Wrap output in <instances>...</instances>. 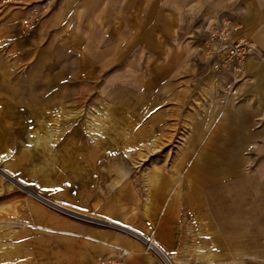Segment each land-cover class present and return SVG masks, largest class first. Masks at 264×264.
<instances>
[{
	"label": "crops",
	"instance_id": "0c3cea01",
	"mask_svg": "<svg viewBox=\"0 0 264 264\" xmlns=\"http://www.w3.org/2000/svg\"><path fill=\"white\" fill-rule=\"evenodd\" d=\"M57 1L56 16L68 17L75 37L77 79L102 78L117 59L118 79L148 81L140 90L155 98L173 89L177 73L196 86L188 88L189 131L169 165L150 169L145 180L126 179L124 153L96 149L105 141H94L83 154L91 160L86 174L98 178L83 214L38 193L88 219L81 233L106 264H122L124 250L127 264H168L149 241L171 264H264V0ZM220 21L259 51L247 59L235 99L225 94L227 74L208 66L215 54L209 29Z\"/></svg>",
	"mask_w": 264,
	"mask_h": 264
},
{
	"label": "rangeland",
	"instance_id": "374dc122",
	"mask_svg": "<svg viewBox=\"0 0 264 264\" xmlns=\"http://www.w3.org/2000/svg\"><path fill=\"white\" fill-rule=\"evenodd\" d=\"M58 3L0 0V169L29 189L0 172V264H106L95 259L81 233L88 219L60 204L83 214L87 194L94 202L98 177L86 174L91 160L83 153L94 141H105L96 149L124 153L126 179L145 180L150 169L172 162L192 118L188 88L196 83L189 85L182 73L173 79L172 92L156 98L140 90L148 81L119 80L117 59L105 66L102 78L77 79L75 37L68 17L61 22L56 16ZM244 73L245 68L234 87ZM102 87L111 89L109 96L94 94ZM35 134L45 144H32ZM127 253L119 255L122 264Z\"/></svg>",
	"mask_w": 264,
	"mask_h": 264
},
{
	"label": "built area",
	"instance_id": "2783aa9c",
	"mask_svg": "<svg viewBox=\"0 0 264 264\" xmlns=\"http://www.w3.org/2000/svg\"><path fill=\"white\" fill-rule=\"evenodd\" d=\"M234 29L235 27L226 21L217 22L209 29L208 41L215 46L211 69L215 72L227 74L229 82L225 85V94L235 99L234 83L242 77L247 59L258 55L259 52L252 40L244 37L233 38L231 34ZM149 246L168 264H171L163 251L154 242L149 241Z\"/></svg>",
	"mask_w": 264,
	"mask_h": 264
},
{
	"label": "bare ground",
	"instance_id": "6f19581e",
	"mask_svg": "<svg viewBox=\"0 0 264 264\" xmlns=\"http://www.w3.org/2000/svg\"><path fill=\"white\" fill-rule=\"evenodd\" d=\"M49 105V104H48ZM50 105H52L51 103H50ZM45 113V112H44ZM43 113V114H44ZM44 116V115H43ZM43 116H41V117H43ZM43 121H44V119L42 118V120L40 121V122H42L43 123ZM45 122V121H44ZM48 128V127H47ZM48 132V131H47ZM50 133V132H49ZM48 134V133H47ZM41 135H38V134H35L33 137H31V143L32 144H36L37 146H41V144H42V141H43V139H42V137H40ZM49 136H50V134H49ZM51 137V136H50ZM45 138V137H44ZM51 139V138H50ZM30 140V139H29ZM48 141V140H47ZM30 142V141H29ZM44 142V141H43ZM48 143V142H47ZM38 144H40V145H38ZM44 144H45V142H44ZM41 148V147H40ZM15 183L17 184V182L15 181ZM46 199V198H45ZM47 200V199H46ZM47 201H49V202H51L50 200H47ZM51 208H52V206H50ZM53 209H55V208H53ZM58 212H61V213H64V214H67L66 212H64V211H60V210H58ZM148 244H149V242H148Z\"/></svg>",
	"mask_w": 264,
	"mask_h": 264
},
{
	"label": "water",
	"instance_id": "95a60500",
	"mask_svg": "<svg viewBox=\"0 0 264 264\" xmlns=\"http://www.w3.org/2000/svg\"><path fill=\"white\" fill-rule=\"evenodd\" d=\"M0 172H1V174L2 175H4V176H7L9 179L11 178L12 180L11 181H16L17 182V185H19L20 187H22L23 189H25V190H29L25 185H23L21 182H19L18 180H16L14 177H12L10 174H8V173H6V172H4V171H2V169H0ZM13 183H15V182H13ZM76 217H85L84 215H82V214H77L76 213ZM86 218V217H85Z\"/></svg>",
	"mask_w": 264,
	"mask_h": 264
}]
</instances>
